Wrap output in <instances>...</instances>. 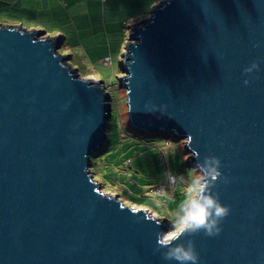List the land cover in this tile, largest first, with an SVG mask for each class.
Segmentation results:
<instances>
[{
	"label": "water",
	"instance_id": "1",
	"mask_svg": "<svg viewBox=\"0 0 264 264\" xmlns=\"http://www.w3.org/2000/svg\"><path fill=\"white\" fill-rule=\"evenodd\" d=\"M63 43L0 24V264H178L154 252L169 221L91 174L111 95ZM118 65L135 130L183 138L192 165L193 149L221 160L220 233L182 237L197 264H264V0H161L127 26Z\"/></svg>",
	"mask_w": 264,
	"mask_h": 264
},
{
	"label": "rangeland",
	"instance_id": "2",
	"mask_svg": "<svg viewBox=\"0 0 264 264\" xmlns=\"http://www.w3.org/2000/svg\"><path fill=\"white\" fill-rule=\"evenodd\" d=\"M3 11L0 24L44 31L39 27L30 28L28 21L7 17ZM144 16L149 14L144 13L141 17ZM60 52L68 54L70 50L66 52L63 43ZM70 63L78 67L83 77L101 76L111 95V117L106 125L107 141L91 154V174L107 194H114L131 207L144 208L151 215L169 221L167 230L172 213L182 199V186L169 184L165 174L171 171L186 176L193 166L188 162L189 152L184 139L172 133H161L156 137H148L145 133L136 135L138 133L131 126L127 113L126 91L119 88L117 76H121V73L118 64L94 66L74 57L70 58Z\"/></svg>",
	"mask_w": 264,
	"mask_h": 264
},
{
	"label": "crops",
	"instance_id": "3",
	"mask_svg": "<svg viewBox=\"0 0 264 264\" xmlns=\"http://www.w3.org/2000/svg\"><path fill=\"white\" fill-rule=\"evenodd\" d=\"M159 1L0 0V15L4 10L7 17L30 22V28L63 36L71 58L104 66L103 60L109 57L110 64L105 66H112L120 62L127 26L146 17L141 16Z\"/></svg>",
	"mask_w": 264,
	"mask_h": 264
},
{
	"label": "clouds",
	"instance_id": "4",
	"mask_svg": "<svg viewBox=\"0 0 264 264\" xmlns=\"http://www.w3.org/2000/svg\"><path fill=\"white\" fill-rule=\"evenodd\" d=\"M258 68V62L253 60L243 68V73H252ZM244 83H249L247 76ZM191 156L196 162L186 176L171 171L165 174L169 184L182 186V199L172 213L169 228L156 232L154 248V252H159L164 260H174L178 264H197L199 260L192 239L185 241L182 237H191L200 232L206 236H215L221 231V221L229 214V206L222 204L218 193L213 191L217 179L221 177V160L215 155H205L201 161L199 153L194 149Z\"/></svg>",
	"mask_w": 264,
	"mask_h": 264
},
{
	"label": "trees",
	"instance_id": "5",
	"mask_svg": "<svg viewBox=\"0 0 264 264\" xmlns=\"http://www.w3.org/2000/svg\"><path fill=\"white\" fill-rule=\"evenodd\" d=\"M149 10H150V7L147 9V11H149ZM134 131L138 133L136 135H141L142 133H145L148 137H156L157 135L163 133L161 131H158V132H144V131H137L135 129H134ZM90 161L92 162V155H91Z\"/></svg>",
	"mask_w": 264,
	"mask_h": 264
},
{
	"label": "built area",
	"instance_id": "6",
	"mask_svg": "<svg viewBox=\"0 0 264 264\" xmlns=\"http://www.w3.org/2000/svg\"><path fill=\"white\" fill-rule=\"evenodd\" d=\"M103 64L104 65H108V64H110V58L108 57V58H105L104 60H103ZM107 90V89H106Z\"/></svg>",
	"mask_w": 264,
	"mask_h": 264
},
{
	"label": "bare ground",
	"instance_id": "7",
	"mask_svg": "<svg viewBox=\"0 0 264 264\" xmlns=\"http://www.w3.org/2000/svg\"><path fill=\"white\" fill-rule=\"evenodd\" d=\"M106 141H107V134H106V139H105V141H104V142H106ZM104 142H103V143H104Z\"/></svg>",
	"mask_w": 264,
	"mask_h": 264
}]
</instances>
